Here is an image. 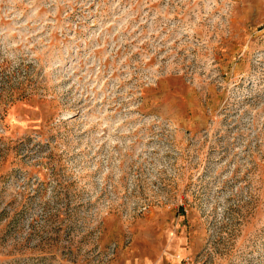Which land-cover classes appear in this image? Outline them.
<instances>
[{
	"label": "rangeland",
	"instance_id": "1",
	"mask_svg": "<svg viewBox=\"0 0 264 264\" xmlns=\"http://www.w3.org/2000/svg\"><path fill=\"white\" fill-rule=\"evenodd\" d=\"M264 264V0H0V264Z\"/></svg>",
	"mask_w": 264,
	"mask_h": 264
},
{
	"label": "built area",
	"instance_id": "2",
	"mask_svg": "<svg viewBox=\"0 0 264 264\" xmlns=\"http://www.w3.org/2000/svg\"><path fill=\"white\" fill-rule=\"evenodd\" d=\"M183 264H198V263H196L194 260L193 261L186 260Z\"/></svg>",
	"mask_w": 264,
	"mask_h": 264
}]
</instances>
